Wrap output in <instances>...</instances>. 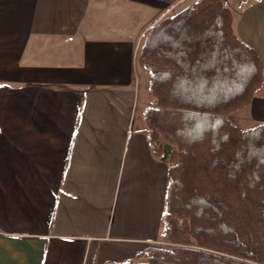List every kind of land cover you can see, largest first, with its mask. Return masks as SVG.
Instances as JSON below:
<instances>
[{"label":"crops","instance_id":"crops-1","mask_svg":"<svg viewBox=\"0 0 264 264\" xmlns=\"http://www.w3.org/2000/svg\"><path fill=\"white\" fill-rule=\"evenodd\" d=\"M190 1L0 0V264L141 261L161 241L168 170L138 118L139 53ZM223 1L264 66V0ZM237 111L264 122V90Z\"/></svg>","mask_w":264,"mask_h":264},{"label":"trees","instance_id":"trees-1","mask_svg":"<svg viewBox=\"0 0 264 264\" xmlns=\"http://www.w3.org/2000/svg\"><path fill=\"white\" fill-rule=\"evenodd\" d=\"M231 21L223 0H198L148 31L138 118L167 164L163 244L105 264H264V122L231 117L264 87V66Z\"/></svg>","mask_w":264,"mask_h":264},{"label":"rangeland","instance_id":"rangeland-1","mask_svg":"<svg viewBox=\"0 0 264 264\" xmlns=\"http://www.w3.org/2000/svg\"><path fill=\"white\" fill-rule=\"evenodd\" d=\"M262 90H264V87H262ZM238 110V109H237ZM236 110V111H237ZM237 112H239V111H237ZM235 123H237L238 125H240L241 124V122H240V120H238V118H235ZM242 125V124H241ZM162 245L163 244V242L162 241H160V242H158V243H155V245Z\"/></svg>","mask_w":264,"mask_h":264},{"label":"built area","instance_id":"built-area-1","mask_svg":"<svg viewBox=\"0 0 264 264\" xmlns=\"http://www.w3.org/2000/svg\"><path fill=\"white\" fill-rule=\"evenodd\" d=\"M196 1H198V0H192V1H190V2H189V5L192 6Z\"/></svg>","mask_w":264,"mask_h":264}]
</instances>
